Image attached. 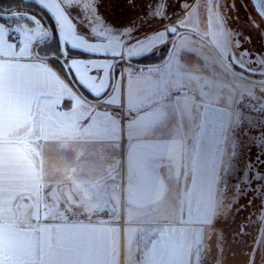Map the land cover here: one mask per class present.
I'll list each match as a JSON object with an SVG mask.
<instances>
[{
  "label": "rangeland",
  "instance_id": "obj_1",
  "mask_svg": "<svg viewBox=\"0 0 264 264\" xmlns=\"http://www.w3.org/2000/svg\"><path fill=\"white\" fill-rule=\"evenodd\" d=\"M217 2L231 27L239 32L243 46L255 57L258 68L264 57V21L257 15L250 0H234V7L227 6L230 0ZM114 3L115 0H102L100 11L109 23L117 27L128 25L137 17L144 20V14L148 11V0H136L135 7H130L126 0H120L119 5ZM160 3L163 5L165 0H160ZM167 4V12L172 20H176L187 7L184 0H167ZM18 6L39 18L46 26L37 13L27 9L32 6L25 8L17 5L7 9L16 7L11 11L16 12ZM210 6V0H197L193 14L188 17L186 29L198 30L222 53L226 38L223 26L217 22L210 29L204 20ZM137 24L140 27L139 36L160 27L155 21L143 25L137 21ZM182 45L186 51L182 50ZM169 47L165 43L132 60L147 56L160 61ZM231 51L229 48L228 53ZM177 56L183 57L179 67L171 56L166 64L149 68L160 69L159 73H152L154 78L167 76L174 80L179 77L185 87L181 91L179 105L169 109L172 115L168 122L149 136L158 138L155 139L156 143L160 140L175 144L169 156L152 161L155 171L160 170L166 180L163 196L152 205L141 207L126 203L121 209L126 263L150 264L154 257L147 255V249L165 247L169 251L167 264H264V200L259 198L264 182H259L257 175V183L253 187V181L249 178V170L264 172V151L253 144V141L257 144L264 142L261 139L264 136V119L258 108L255 109L256 114L246 117L248 125L239 137L233 160L228 151L232 141L226 140L223 134L228 115L225 111L214 110L221 107L214 103L217 95L228 97L229 94L235 96L237 93L251 92L259 84L246 83L228 67L225 68L211 47L192 34H186L177 41ZM244 64L251 65L253 61L245 59ZM128 69L129 72L124 75L125 92L128 80L135 79L129 74L135 69L145 70L132 65H128ZM236 70L252 77L240 69ZM135 75L139 76L140 73ZM213 80L215 88L209 83ZM200 91L209 93L207 101L197 98ZM185 101L200 105L196 109L194 122L182 115ZM253 107L252 102L246 103V108ZM162 162L170 166L162 168ZM225 173H230L227 188L223 184ZM244 184L249 186L243 188V195L234 199L233 186L239 192ZM123 193L126 196L127 192ZM179 235L181 241L184 239V245L179 244ZM183 247L186 250L180 256L177 250Z\"/></svg>",
  "mask_w": 264,
  "mask_h": 264
},
{
  "label": "snow or ice",
  "instance_id": "obj_2",
  "mask_svg": "<svg viewBox=\"0 0 264 264\" xmlns=\"http://www.w3.org/2000/svg\"><path fill=\"white\" fill-rule=\"evenodd\" d=\"M25 2L26 0H21V3ZM32 2L55 21L60 47L51 53L41 54L40 49L43 45L51 41V29L19 6L16 12L9 11L7 14L0 9V119L9 115H25L35 123L41 119L43 105V110H46L49 118L67 120L73 127L85 133L91 134L95 131L114 139L118 136L123 111L116 96L120 86L114 79L109 78L114 64L74 58L70 55L69 48L89 56L110 55L114 60H130L135 56L146 55L156 47L167 43L170 46V55L175 58V63L179 67L183 57L177 56V41L182 40L187 34V20L194 12L197 0L190 2L184 0L187 7L180 16L176 17V20H172L167 12V0L163 5L160 0H148L145 19L140 20L137 17L123 27L109 23L101 14L102 0H32ZM126 3L130 7H135L136 0H126ZM114 4L119 5L120 0H115ZM210 5L204 14V20L208 22L210 29L219 22L226 34L223 52L220 54L221 63L226 58L233 69H240L261 81L251 92L237 93L235 96L229 94L228 97L217 95L214 101L221 106L214 110L225 111L228 115L223 134L226 140L232 141L228 151L234 160L236 144L248 125L246 117L256 114L255 109L258 108L259 114L264 119V71H261L264 69V57L261 58L257 68L255 57L243 46L244 42L241 41L239 32L231 27L228 17L220 10L217 0H210ZM227 6L234 7V0H230ZM257 15L264 20V0H261V12ZM137 21L140 25L155 21L160 27L139 36L140 27ZM194 35L199 36V31L196 30ZM101 39L106 42H100ZM181 48L187 50L183 45ZM229 48L232 49L230 54ZM245 59L252 60L253 64H244ZM22 61H38V63L26 64ZM53 61L56 63L63 61L60 69H56ZM200 63L203 65L204 62L201 60ZM227 66L225 65V68ZM153 72L159 73L160 69H135L129 74L135 76V79H129L127 83L129 134L139 131L145 136H150L154 130L168 122L172 115L169 109L180 103L181 91L185 85L180 82L179 77L174 80L168 79L167 76L154 78ZM136 73L140 75L136 76ZM69 76L79 86L80 91L72 85ZM209 83L213 88L216 87L214 80ZM140 84L144 86H138ZM197 98L207 101L209 93L200 91ZM249 101L254 105L252 109L246 108V103ZM64 102H67L71 111L60 109V105ZM199 107V104L185 101L182 115L194 122L196 109ZM261 139L264 141V136ZM253 144L264 151V142L257 144L253 141ZM115 146L113 143V147ZM249 172L253 187L257 183V175L259 182H264V172H260L259 169ZM229 175L230 173H225L223 180L226 188L229 186ZM240 175L242 178V173ZM248 186L242 185L237 192L234 185L233 198L243 195V188ZM260 192L259 198L264 200V188L260 189ZM0 264H3L2 260ZM12 264L17 262L13 261ZM23 264L29 262L24 261Z\"/></svg>",
  "mask_w": 264,
  "mask_h": 264
},
{
  "label": "crops",
  "instance_id": "obj_3",
  "mask_svg": "<svg viewBox=\"0 0 264 264\" xmlns=\"http://www.w3.org/2000/svg\"><path fill=\"white\" fill-rule=\"evenodd\" d=\"M57 37L59 42L58 33ZM49 48L41 49V54L49 53ZM82 58L112 64L118 60L110 55ZM128 65L116 67L115 83L120 86L116 96L123 111L114 139L95 131L85 133L67 120L49 118L43 105L41 119L35 123L25 115L0 119L3 264H127L121 209L126 203L152 205L163 196L166 180L152 161L169 156L175 145L156 143L158 138L139 131L129 134L124 82ZM109 78L113 79V70ZM60 109L71 111L67 102ZM163 163L162 168L170 166ZM179 238L184 245L181 235ZM185 250L178 248L177 252L183 256ZM147 255L154 257L150 264H167L169 251L153 247L147 249Z\"/></svg>",
  "mask_w": 264,
  "mask_h": 264
},
{
  "label": "water",
  "instance_id": "obj_4",
  "mask_svg": "<svg viewBox=\"0 0 264 264\" xmlns=\"http://www.w3.org/2000/svg\"><path fill=\"white\" fill-rule=\"evenodd\" d=\"M251 1V3H252V5H253V7H254V9H255V11L258 13V12H261V0H250ZM16 7H14V8H11V9H7V11H12V10H14ZM20 8H22V7H20ZM27 9H29L30 11H32V12H35V13H37L42 19H43V21H44V23L46 24V26H47V28L48 29H51V31H52V38H51V41L50 42H48V43H51L53 40H54V37H55V34H54V30L52 29V27H51V25L49 24V22H48V20H47V18L42 14V12H40L39 10H37V9H35V8H27ZM261 18V17H260ZM264 21V20H263ZM194 32L195 31H193V30H190V29H186V33L187 34H192V35H194ZM178 35H179V33H178ZM195 36V35H194ZM195 37H197V38H199L200 40H202V41H204L207 45H209L210 47H211V49L217 54V56L221 59V53L219 52V50L207 39V38H205L204 36H202L201 34L199 35V36H195ZM170 48V47H169ZM170 57H171V55H170V51H169V49H168V52H167V54L165 55V57L162 59V60H160V61H158V62H154V63H139V62H136V61H134V60H132V59H124V60H120V59H118V60H116L115 61V63H114V68H113V79L115 80V76H116V67H117V65L119 64V63H127V64H129V65H132V66H136V67H140V68H144V69H149V68H153V67H158V66H162V65H164V64H166L168 61H169V59H170ZM61 63H63V61H61ZM223 63L225 64V65H228L227 67H228V69L232 72V73H234L235 75H237L238 77H240V78H242V79H244V80H246V81H249V82H253V83H258V84H260L261 83V81L259 80V79H255V78H253V77H249V76H246V75H244V74H242L241 72H239L238 70H236V69H233V67L230 65V64H228V62L224 59L223 60ZM69 78L71 79V76H69ZM73 83H74V85H75V87L76 88H78L77 87V85H76V83L74 82V80H71Z\"/></svg>",
  "mask_w": 264,
  "mask_h": 264
},
{
  "label": "trees",
  "instance_id": "obj_5",
  "mask_svg": "<svg viewBox=\"0 0 264 264\" xmlns=\"http://www.w3.org/2000/svg\"><path fill=\"white\" fill-rule=\"evenodd\" d=\"M17 5H23L25 8L28 6H32L33 8H36L38 10H40L42 12V14L47 18L48 22L50 23V25L52 26V28L54 29V32H55V37H54V40L50 43V44H45L43 45V47L41 48L43 51L44 49H47L48 47H50L49 49V53L53 52L54 50H57L59 48V42H58V37H57V34H56V28L54 26V22L52 20V17L50 15H48L41 7L37 6L35 3H33L32 1H29V0H26L25 3H21V0H0V9H3V10H6L7 8L9 7H12V6H17ZM40 49V50H41ZM70 55L72 57H86V56H89L88 54L86 53H81V52H78V51H74L72 49H69L68 50ZM149 59L152 60L151 57H141V58H138V59H133L134 61L136 62H139V63H154V62H158L159 60H156V59H153L152 61H150ZM59 68L61 67V62L60 63H56L55 61H53Z\"/></svg>",
  "mask_w": 264,
  "mask_h": 264
}]
</instances>
